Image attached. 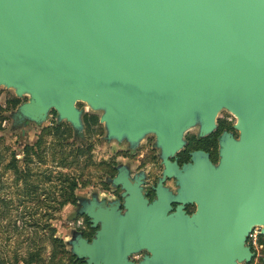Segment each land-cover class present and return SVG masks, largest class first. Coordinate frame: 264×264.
<instances>
[{"label":"water","instance_id":"1","mask_svg":"<svg viewBox=\"0 0 264 264\" xmlns=\"http://www.w3.org/2000/svg\"><path fill=\"white\" fill-rule=\"evenodd\" d=\"M0 82L31 91L32 118L55 107L75 120V101L87 98L107 104L119 130L171 140L197 113L204 131L221 107L239 114L242 141L224 138L218 170L196 152L180 172L193 187L179 198L201 201L200 226L181 209L165 216L167 201L140 199L127 216L108 215L78 253L132 264L126 255L148 245L143 264L252 260L248 230L264 221V0H0Z\"/></svg>","mask_w":264,"mask_h":264},{"label":"rangeland","instance_id":"2","mask_svg":"<svg viewBox=\"0 0 264 264\" xmlns=\"http://www.w3.org/2000/svg\"><path fill=\"white\" fill-rule=\"evenodd\" d=\"M18 87L0 82V264H82L70 241L74 232L92 238L95 229L78 213L79 199L109 193L113 165L128 160L129 137H113L108 105L89 99L75 101V120L55 107L34 119L24 108L32 93ZM215 119L238 121L225 106ZM199 129L197 113L182 142L201 136ZM150 135L157 137L145 130L140 140ZM262 244L264 237L240 264H264Z\"/></svg>","mask_w":264,"mask_h":264},{"label":"flooded vegetation","instance_id":"3","mask_svg":"<svg viewBox=\"0 0 264 264\" xmlns=\"http://www.w3.org/2000/svg\"><path fill=\"white\" fill-rule=\"evenodd\" d=\"M79 99L87 100V98ZM34 117L38 119L36 114ZM238 123L239 119L236 123H231L228 119L219 122L214 119L209 130L204 131V121L200 120L201 136L192 134L185 143L182 142L184 140L182 135L171 140L158 129L145 128L140 133H134L126 124L119 130L110 122V132L113 137H129L126 155L128 160L125 163L113 165L116 172L108 179L113 187L108 190L109 193L103 192L100 196L95 194L91 198L84 196L79 199L78 213L93 226L95 236L84 238L80 233L74 232L73 239L70 241L74 251L78 253L80 249L83 250L84 242L94 244L99 239L108 215L110 217L117 215L119 218L127 216L131 213L130 204L134 207L138 202H142L141 200L147 206L154 207L167 201L168 208L165 216H172L175 221L177 213L183 212L189 217L192 226H200L193 216L198 214L201 201L179 198L186 188L193 187L189 182H182L180 172L190 171L195 164L193 155L196 152L206 153L209 161L218 170L225 158L224 138L230 137L242 141V131L235 127ZM145 130H153L157 137L150 135L140 140L141 133ZM262 237H264L262 226L253 222L248 230L246 243L251 247L254 256L257 249L254 241L258 243ZM261 247L264 248V245L262 244ZM152 255L149 246L144 245L132 249L126 257L132 264H143L146 257ZM83 257L82 264H88V257Z\"/></svg>","mask_w":264,"mask_h":264},{"label":"trees","instance_id":"4","mask_svg":"<svg viewBox=\"0 0 264 264\" xmlns=\"http://www.w3.org/2000/svg\"><path fill=\"white\" fill-rule=\"evenodd\" d=\"M11 164L14 168H16V156L13 157Z\"/></svg>","mask_w":264,"mask_h":264},{"label":"bare ground","instance_id":"5","mask_svg":"<svg viewBox=\"0 0 264 264\" xmlns=\"http://www.w3.org/2000/svg\"><path fill=\"white\" fill-rule=\"evenodd\" d=\"M236 116H237V118L240 120V115L239 114H236ZM256 223H258V224H261V225H264V221H261V220H259L258 222H256Z\"/></svg>","mask_w":264,"mask_h":264},{"label":"built area","instance_id":"6","mask_svg":"<svg viewBox=\"0 0 264 264\" xmlns=\"http://www.w3.org/2000/svg\"><path fill=\"white\" fill-rule=\"evenodd\" d=\"M254 243H256V242H254Z\"/></svg>","mask_w":264,"mask_h":264}]
</instances>
